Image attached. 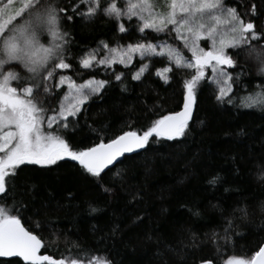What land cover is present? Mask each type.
<instances>
[{"label": "trees", "instance_id": "16d2710c", "mask_svg": "<svg viewBox=\"0 0 264 264\" xmlns=\"http://www.w3.org/2000/svg\"><path fill=\"white\" fill-rule=\"evenodd\" d=\"M228 2L245 19L264 28V0ZM253 4L257 6L256 16L251 14ZM64 28L71 33L69 47L77 54L96 48L100 41L115 46L117 42L126 45L139 38L133 34L121 39L115 21L102 15L91 21H66ZM155 35L149 33V38ZM159 39L166 37L161 34ZM171 42L190 57L180 42ZM258 53L264 54V48H258ZM258 53L249 55L247 49L240 53L239 63L250 69V74L234 86L237 96L256 88ZM70 62L72 69L58 72L72 76L78 83L90 77L110 81L102 95L85 104L78 125L73 120V126L67 130L53 127L74 149L91 147L101 139L106 142L122 131L143 130L159 116L177 112L183 106L184 81L195 74L194 70H175L170 74L172 79L165 83L155 73L157 68L168 65L166 57L155 58L140 80H132V73L147 62L140 57H135L127 68L117 63L110 68L100 65L83 69L78 60ZM240 70L236 68L233 75ZM116 73L125 75L116 81ZM210 75L211 70H206V76ZM53 91L58 94L50 98L51 106L58 108L65 86L64 91ZM241 129L244 133L238 135ZM216 176L220 182L210 186V178ZM103 177L100 183L111 188L110 192H105L95 178L67 158L48 168L21 166L17 201L27 205L22 223L43 238L45 247L41 254L59 259L76 254L75 245L79 244L98 250V254L107 253L116 264H162L156 252L158 247L165 246L178 250L164 257L167 264H200L202 258L209 257L215 264H223L232 254L251 256L264 242V231H258L264 219L260 212L264 204V111L241 108L238 100L236 106L221 104L215 99L214 86L204 81L196 89L186 137L153 140L147 150L126 155L122 163L105 170ZM29 185L34 186L31 192ZM69 192L74 199L67 197ZM238 201L255 214L248 220L236 221L234 231L246 235L233 237L234 247L229 244L226 249L221 239L222 255L217 257L216 246L208 237L213 231L222 236V228L217 225L222 226L224 221L214 206L228 209L224 213L227 216ZM7 203L11 205L13 201L9 199ZM90 207L97 211L91 212ZM189 208L199 210L201 216H193ZM38 222L43 224V230L36 227ZM116 225L120 230L112 236ZM149 236L151 240L147 239ZM8 259L16 264L18 258L0 261Z\"/></svg>", "mask_w": 264, "mask_h": 264}, {"label": "snow or ice", "instance_id": "6c2138e0", "mask_svg": "<svg viewBox=\"0 0 264 264\" xmlns=\"http://www.w3.org/2000/svg\"><path fill=\"white\" fill-rule=\"evenodd\" d=\"M251 14L257 15L255 4ZM101 15L115 21L121 39L133 34L139 38L126 45L117 42L115 46L100 41L96 48L73 53L69 47L71 33L65 30V22H74L77 18L91 21ZM149 33L156 35L149 38ZM161 34L166 39H159ZM172 40L180 42L190 57ZM258 48H264V28L252 19H245L228 0H0V200L4 201L0 204V258H18L16 264H116L107 253L98 254V250L79 244L75 245L76 254L62 255L59 259L41 254L45 247L43 238L22 223L27 205L17 201L16 193L21 166L48 168L67 158L100 183L105 170L122 163L126 154L147 150L153 140L174 141L186 137L196 89L204 81L214 86L217 102L236 106L238 100L241 108L264 111V54H259ZM245 49L249 55L258 53L259 80L254 90L237 96L234 86L250 74V69L239 63L240 53ZM136 55L147 62L132 73V80H140L155 58L168 60V65L157 68L155 73L165 83L172 79L170 74L175 70L195 71L184 81L182 109L159 116L143 130L122 131L106 142L101 139L91 147L74 149L66 138L53 131L54 125L64 130L73 126V120L78 125L85 104L102 95L110 81L90 77L78 83L58 70L72 69V59L78 60L83 69L100 65L110 68L117 63L127 68ZM238 67L240 72L233 75ZM208 69L210 76H206ZM124 75L116 73L115 80L120 81ZM54 89L64 91L58 108L51 106L50 98L58 94ZM243 133L241 129L237 134ZM219 182V176L212 177L209 185ZM100 186L105 192L111 191L103 183ZM33 187L29 185L28 191ZM67 197L75 198L72 192ZM9 199L13 201L11 205L7 203ZM214 207L219 209L224 221L222 226L217 225L223 235L213 231L208 240L216 246L219 257L222 255L219 241L224 240L225 249L229 244L234 247L233 237L246 235L234 231L236 221L248 220L255 213L239 201L227 216L224 213L228 209ZM90 211L97 209L90 207ZM189 211L193 216H201L199 210L189 208ZM260 212L264 214V204ZM36 227L43 230L40 222ZM119 230V225L114 226L111 235L115 236ZM258 231H264V219ZM147 239L151 240V236ZM174 252L178 250L158 247L156 255L162 264H167L164 257ZM0 264H12V260L0 261ZM200 264H215V261L211 257L202 258ZM223 264H264V244L251 256L229 255Z\"/></svg>", "mask_w": 264, "mask_h": 264}, {"label": "rangeland", "instance_id": "374dc122", "mask_svg": "<svg viewBox=\"0 0 264 264\" xmlns=\"http://www.w3.org/2000/svg\"><path fill=\"white\" fill-rule=\"evenodd\" d=\"M161 2H162V0H161ZM101 54L103 55V52H102ZM135 57H139V56L136 55V56L133 57V59H134ZM57 80H58V76H57ZM65 91H67L66 86H65ZM63 95H64V93H63ZM63 95H62V96H63ZM54 127H55V125H54ZM55 129H56V127H55ZM59 129H63V128L61 127V128H59ZM45 130H47V128H46V123H45Z\"/></svg>", "mask_w": 264, "mask_h": 264}, {"label": "bare ground", "instance_id": "6f19581e", "mask_svg": "<svg viewBox=\"0 0 264 264\" xmlns=\"http://www.w3.org/2000/svg\"><path fill=\"white\" fill-rule=\"evenodd\" d=\"M182 107H183V106H182ZM182 107H181L178 111H180V110L182 109ZM129 155H131V154H129ZM115 164H116V163H115ZM110 167H112V166H109V168H110ZM106 170H107V169H106ZM263 243H264V242H263ZM263 243H262V244H263Z\"/></svg>", "mask_w": 264, "mask_h": 264}, {"label": "water", "instance_id": "95a60500", "mask_svg": "<svg viewBox=\"0 0 264 264\" xmlns=\"http://www.w3.org/2000/svg\"><path fill=\"white\" fill-rule=\"evenodd\" d=\"M126 155H129V154H126ZM264 244V243H263Z\"/></svg>", "mask_w": 264, "mask_h": 264}]
</instances>
